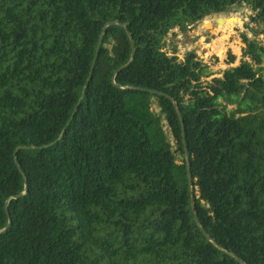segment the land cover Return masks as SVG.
<instances>
[{
  "label": "trees",
  "instance_id": "1",
  "mask_svg": "<svg viewBox=\"0 0 264 264\" xmlns=\"http://www.w3.org/2000/svg\"><path fill=\"white\" fill-rule=\"evenodd\" d=\"M236 4L264 33V0H0V264H264V46L165 50Z\"/></svg>",
  "mask_w": 264,
  "mask_h": 264
},
{
  "label": "rangeland",
  "instance_id": "2",
  "mask_svg": "<svg viewBox=\"0 0 264 264\" xmlns=\"http://www.w3.org/2000/svg\"><path fill=\"white\" fill-rule=\"evenodd\" d=\"M233 15H237V17L235 18L237 21L235 22L234 20H230L228 22L230 24V26L235 24V26H233L231 29L233 31H235L236 34L239 36L241 34H243V35H246L247 38L248 37L249 38H255L260 43H262L264 46V33L260 32L263 28L261 25L257 24L256 21H253L250 18L251 12L249 11V9L243 8L242 10H238V11H232L229 9L227 12H225V14L212 15V16H207L205 18L207 19V21H211V25L214 28L217 26L216 22H215V20H216L215 18H217L218 16H221L222 18H226V17L233 16ZM198 25H200V26L203 25V21H201L199 24H197L195 26L188 27L187 31H184L183 33H181L178 29H174L175 32L174 31L170 32L165 38V42H166L165 50L169 52L172 50L173 47H175L177 50L176 55H177L179 60H182L183 55L186 52L194 50L196 52L199 60L201 62H203L204 64L205 63L208 64L209 68L214 73V75L220 76V73L222 72L221 68H225L228 65V64H226L227 63L226 62V56H227L228 51H230L231 53L232 52L235 53L236 55L240 56V58H241V52H242L241 51L242 49H240L241 41L239 40L238 42H233V40H231L232 37L230 38L227 36L226 44L221 46V48H220L221 52L220 51L217 52V55L219 57L222 56V58H221L222 60L219 61L214 55H211V56H210V54L208 55L207 50L209 48H205L203 50L202 49L200 50V47H197V46L194 47V43L198 42V40H200L199 37L194 36L196 30L198 29ZM240 31L243 33H241ZM221 32L219 35H222V36L225 35L224 33H221ZM254 32H255V34H254ZM177 36H179V37H177ZM213 38L216 39V36L209 34V37L206 38V42L212 44L213 42L211 41V39H213ZM215 45H218V44H215ZM222 47H223V50H222ZM222 66H224V67H222ZM152 109L156 113L159 112L158 108L155 107V105H152ZM162 125L163 126L165 125L164 121L162 122ZM169 142H170L172 148L174 149L175 144H174V141L172 140V138L170 136H169ZM181 158H182V156H178V160H180ZM195 194H196V196H198V192L196 191V189H195Z\"/></svg>",
  "mask_w": 264,
  "mask_h": 264
},
{
  "label": "water",
  "instance_id": "3",
  "mask_svg": "<svg viewBox=\"0 0 264 264\" xmlns=\"http://www.w3.org/2000/svg\"><path fill=\"white\" fill-rule=\"evenodd\" d=\"M244 8V6L243 5H238V4H236V5H233V6H231L230 7V10H232V11H238V10H242ZM212 16V15H211ZM217 23L219 24V25H221V26H224V25H226V23H228L230 20H234L233 18H230V20L229 19H224V18H222L221 16H218L217 17ZM204 21V20H203ZM123 26V25H121L120 23H116V22H111V23H107V24H105L104 25V27L102 28V31H101V34H100V36H99V39H98V41H97V49H96V52H95V55H94V57H93V60H92V63H91V65H92V67H91V71H90V73H89V76H88V78H87V80H86V82H85V84L83 85V90H82V93H81V96H80V99L78 100V102H77V104H76V106H75V109H74V111H73V113H72V116H71V119H70V121L72 120V118L75 116V114H76V112H77V109H78V106H79V104H80V102H81V99L83 98V96H84V93H85V89L87 88L86 86L88 85V83H89V81L91 80V76H92V72H93V69H94V67H95V61H96V59H97V55H98V52H99V49H100V47H101V41H102V38H103V36H104V34H105V31H106V29L108 28V27H114V26ZM205 25H207V23L205 24ZM125 28V27H124ZM126 29V28H125ZM126 32H127V30H126ZM127 34H128V37H129V41H130V43H131V46H132V51H131V55H130V60H129V62L132 60V58H133V55H134V44H133V42L131 41V38H130V35H129V33L127 32ZM128 62V63H129ZM128 63L126 64V65H124V66H122V67H120L116 72H115V74L113 75V77H112V83L114 82V77H115V75L117 74V73H119V71H121V70H123L124 68H126L127 66H128ZM152 93H154V94H158L157 92H153L152 91ZM158 95H160V94H158ZM173 106H175V104L173 103ZM176 107V111H177V113H178V110H177V106H175ZM69 121V122H70ZM180 125H181V127H182V124H181V120H180ZM167 134H168V131L166 132ZM182 133H183V128H182ZM183 140V149H184V158H185V164H186V171H187V185H188V188H187V191L189 192V197H190V208H191V213L193 214V218H194V221H195V224L197 225V227L199 228V230H200V232L202 233V235H204V237L207 239V241L209 242H211V243H213L214 244V242L211 240V238L208 236V235H206L205 233H204V231L202 230V228L200 227V224H199V221H198V218H197V214H195V198L197 197L196 195H195V193L193 192V182H192V178H191V173H190V171H189V158H188V152H187V149H186V147H185V144H184V138H182ZM27 149H32V147H28ZM26 191H27V187H26V185H25V181H24V188H23V191L22 192H20V193H18L17 195H15L14 197H11V198H9L6 202H5V206H4V211H5V214L8 216V214H7V206H8V204H9V202L10 201H14V200H17V199H19L20 197H22L25 193H26ZM196 196V197H195ZM9 225H10V221H8V223H7V225L5 226V228L3 229V230H1L0 231V234L1 233H3L8 227H9ZM219 248V247H218ZM219 250H220V248H219ZM238 261H239V263L240 264H245V263H243L242 261H240L239 259H237Z\"/></svg>",
  "mask_w": 264,
  "mask_h": 264
},
{
  "label": "crops",
  "instance_id": "4",
  "mask_svg": "<svg viewBox=\"0 0 264 264\" xmlns=\"http://www.w3.org/2000/svg\"><path fill=\"white\" fill-rule=\"evenodd\" d=\"M236 18L237 17V15H233V16H229V17H226V18H224L225 20L226 19H229L230 20V18ZM205 20L203 21V25H198V29L196 30V32H195V34H194V36L195 37H199V39L200 40H198V42H195L194 43V47L195 46H197V47H200V50L202 49H205V48H209L208 50H207V53H208V55L210 54V56L211 55H214L219 61H221L222 59V56H218L217 55V52L218 51H220V48H221V46H223L224 44H226V38H227V36L228 37H232V39L231 40H233V42H238L239 40H240V37H239V35H237L236 34V32L235 31H233L231 28L233 27V26H235V24L234 25H231L230 26V24L229 23H226V25H224V26H221V25H219L218 23H217V18H215L216 20H215V22H216V27H214L213 28V26L211 25V21H207V19L206 18H204ZM207 23V25H205ZM200 26V27H199ZM229 31H228V30ZM174 32H175V30H173ZM222 31V32H221ZM220 32L221 33H224L225 35H219L220 34ZM241 32V31H240ZM241 33H243V32H241ZM209 34L210 35H215L216 36V39L215 38H213V39H211V41L213 42H211L212 44H210V43H208V42H206V38L207 37H209ZM178 35V34H177ZM219 35V36H218ZM246 36V35H245ZM177 37H179V36H177ZM247 37V36H246ZM218 41V42H217ZM241 41V40H240ZM215 44H218V45H215ZM240 45H241V47H240V49H243L244 47V45L242 44V41H241V43H240ZM215 48V49H214ZM239 49V48H238ZM222 50H223V47H222ZM242 51V50H241ZM221 52V51H220ZM222 54V53H221ZM232 54L235 56V63H234V65H237L238 63H239V60H240V56H238V55H236L235 53H233L232 52ZM201 56V55H200ZM205 62V61H204ZM226 66V65H225ZM222 67H224V66H222ZM228 67V65L225 67V68H221L222 69V71H224L226 68Z\"/></svg>",
  "mask_w": 264,
  "mask_h": 264
},
{
  "label": "bare ground",
  "instance_id": "5",
  "mask_svg": "<svg viewBox=\"0 0 264 264\" xmlns=\"http://www.w3.org/2000/svg\"><path fill=\"white\" fill-rule=\"evenodd\" d=\"M233 19H234L235 22L237 21L235 18H233Z\"/></svg>",
  "mask_w": 264,
  "mask_h": 264
}]
</instances>
